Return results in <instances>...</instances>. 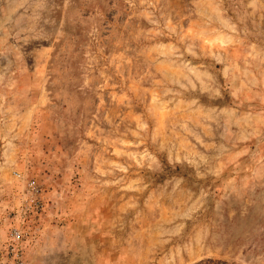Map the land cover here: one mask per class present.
I'll return each mask as SVG.
<instances>
[{
    "label": "rangeland",
    "instance_id": "rangeland-1",
    "mask_svg": "<svg viewBox=\"0 0 264 264\" xmlns=\"http://www.w3.org/2000/svg\"><path fill=\"white\" fill-rule=\"evenodd\" d=\"M0 264H264V0H0Z\"/></svg>",
    "mask_w": 264,
    "mask_h": 264
}]
</instances>
